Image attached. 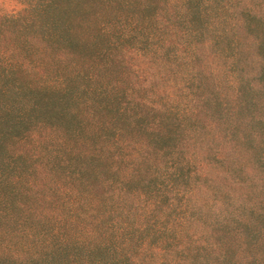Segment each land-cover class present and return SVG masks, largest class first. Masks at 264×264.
<instances>
[{
    "label": "trees",
    "instance_id": "16d2710c",
    "mask_svg": "<svg viewBox=\"0 0 264 264\" xmlns=\"http://www.w3.org/2000/svg\"><path fill=\"white\" fill-rule=\"evenodd\" d=\"M19 2L0 12V264H264V198L210 186L264 148V58L261 92L231 72L236 28L264 52L261 2ZM132 54L179 67L180 106L114 79Z\"/></svg>",
    "mask_w": 264,
    "mask_h": 264
},
{
    "label": "rangeland",
    "instance_id": "374dc122",
    "mask_svg": "<svg viewBox=\"0 0 264 264\" xmlns=\"http://www.w3.org/2000/svg\"><path fill=\"white\" fill-rule=\"evenodd\" d=\"M254 0H252L253 2ZM261 5L259 8L261 10L262 16H264V0H259ZM22 8L19 0H0V12L1 13H15L20 11ZM260 12V11H259ZM235 36L239 38V47L240 51L237 54V65L232 69V74H236L238 78H243L250 82L252 89L261 92V88L257 83V76L259 68L261 67L260 61L264 58V52L261 49H258L257 39L251 34H247L244 29H235L233 31ZM76 57V66H86V64L81 60V55ZM122 56V55H121ZM123 58V57H122ZM120 58L121 63L117 64L113 68L114 79H121L127 88H133V94L136 98L134 100H140L144 95L146 100H149L150 103L153 102H162L165 101L169 96L171 97V103L180 106V69L179 67H171L170 63L163 58L153 59L150 58V54H147L146 57H140L137 54H132L131 56L126 57L125 59ZM225 57L220 60L224 61ZM68 62V66H69ZM46 73H39L36 76L37 80H49V83L56 82V78H60L66 72L69 71L68 67L61 66L58 63L47 64L45 65ZM115 72V73H114ZM217 76H220L217 73ZM125 87V88H126ZM248 91V90H247ZM259 94L257 93V96ZM255 97L257 99L256 106H253L250 109L251 114L255 113L256 118L263 116L261 108V97ZM141 97V98H140ZM169 101H165L168 103ZM169 104V103H168ZM173 104V105H174ZM253 125H241L240 130L237 132L238 138L240 136V131H249L253 130ZM180 131V130H179ZM43 132V131H42ZM180 137V136H179ZM28 140L27 142H30ZM264 147V143L261 145ZM245 149L243 153L236 154L234 150L231 151L229 155L230 161L225 162L223 165L229 168V174L225 176L224 174L219 175L217 180L210 183V186L214 189H218V193L215 192L216 197H219V194L223 190H228L231 192L243 194V197L247 195L248 202H253L255 197L252 194H257L258 199L264 198V148L259 149L257 143L251 144L250 142H245ZM14 150V149H13ZM180 154V143L178 148ZM230 149H228V153ZM206 151L200 150L199 155L206 156ZM239 157V158H237ZM233 160V162H232ZM235 160H238L237 162ZM243 180L241 188L237 187L234 183L235 180ZM221 183L224 184L223 189L219 188ZM243 190V191H241ZM211 192L209 191V195ZM175 205H180V198L175 199Z\"/></svg>",
    "mask_w": 264,
    "mask_h": 264
}]
</instances>
